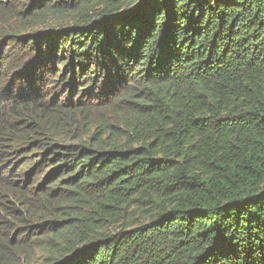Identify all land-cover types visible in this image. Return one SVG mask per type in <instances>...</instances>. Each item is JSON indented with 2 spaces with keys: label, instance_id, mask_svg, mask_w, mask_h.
<instances>
[{
  "label": "trees",
  "instance_id": "16d2710c",
  "mask_svg": "<svg viewBox=\"0 0 264 264\" xmlns=\"http://www.w3.org/2000/svg\"><path fill=\"white\" fill-rule=\"evenodd\" d=\"M0 264H264V0H0Z\"/></svg>",
  "mask_w": 264,
  "mask_h": 264
}]
</instances>
